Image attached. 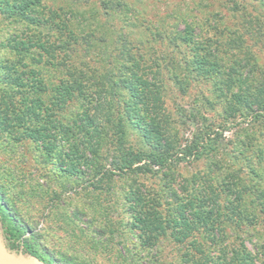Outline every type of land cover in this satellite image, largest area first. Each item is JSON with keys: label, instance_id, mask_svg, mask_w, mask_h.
I'll use <instances>...</instances> for the list:
<instances>
[{"label": "trees", "instance_id": "obj_1", "mask_svg": "<svg viewBox=\"0 0 264 264\" xmlns=\"http://www.w3.org/2000/svg\"><path fill=\"white\" fill-rule=\"evenodd\" d=\"M205 1L198 0L191 7L182 3L184 11L172 13L176 22L186 23L187 32L160 33L156 27L146 26L150 22L144 10L137 9L142 0H0V23L12 27L3 43L11 56L7 64L0 65L9 68L0 77L4 150H12L9 142H15V136L28 133V114L36 117L42 111L40 120L46 125L51 124L49 116L58 118L55 139L43 144L45 157L55 160L57 171L51 175H74L76 182H85L91 191L87 193H93L91 204L101 206L99 192L110 195L122 177L158 179L153 187L137 184L136 190L125 192L126 201H133V225L146 237L137 245V256L129 249L118 255L121 264L150 262L154 256L149 250L144 257L140 251L156 245L161 236L182 243L179 257L189 264H213V260L264 264V71L253 76L251 48L243 44L237 31H226L223 36L225 29L216 24L222 14L218 8L207 9ZM225 2L230 17L238 16L245 31L264 38V0ZM178 3L175 9H179ZM191 25L201 26L206 36L191 33ZM162 38L168 43L179 41V49L189 45L196 53L193 67L203 71L224 70L220 49L234 55L227 56L230 74L219 81L228 96H224L222 114L217 118L210 119L206 109L195 104L187 110L178 106L180 119L176 121L166 115L156 122L154 111L162 107L164 95L159 70L154 69H160V61L174 67L167 50L159 59L153 58L155 52L145 43ZM241 62L250 68L238 74L244 68ZM16 96L20 99L15 100ZM133 118L140 128L141 143L136 147L127 141V126ZM236 126L239 134L228 138L225 133ZM177 127H188V135H179ZM64 145L71 147L69 152L52 153L56 146ZM197 161H205L204 174L178 180L175 173L181 165ZM80 163L88 167L87 173L78 169ZM44 175L35 180L36 192L51 196L46 213L51 214L56 211L55 198L61 194L46 186ZM40 177L44 182H38ZM23 182V178L19 180L21 187ZM27 192L21 190L14 198L0 183V217L11 245L22 241L25 249L51 262L33 249L39 217L25 220L16 208ZM44 212L45 208L40 218H45ZM70 215L66 218L75 220V213ZM106 224L95 219L92 228L105 231ZM25 231L30 234L23 238ZM65 237L72 248L77 239L74 230ZM251 237L256 238L255 250L247 245ZM68 255L63 264H77L68 263L76 260Z\"/></svg>", "mask_w": 264, "mask_h": 264}, {"label": "rangeland", "instance_id": "obj_2", "mask_svg": "<svg viewBox=\"0 0 264 264\" xmlns=\"http://www.w3.org/2000/svg\"><path fill=\"white\" fill-rule=\"evenodd\" d=\"M197 1L198 0H142V5L139 4L137 9L144 10V15L150 22L149 25L146 26H154L160 33H169L177 30L187 32L186 23L180 21L176 22L173 18L174 14L172 13H182L184 11L182 3H188L187 6L191 7L193 3ZM177 3L180 6L179 9H175ZM205 3L207 9L218 8L222 14L223 19L216 24L218 28L221 29L223 27V29H225L223 36L227 34L226 31H237L238 34L242 35L244 38L243 44L249 45L251 54L253 55L251 62H254L253 67L256 69L253 76L255 77L261 74V72L264 71V38L249 32V30L245 31L242 25L243 22L239 20L238 16L230 17L231 11L225 0H208L205 1ZM209 5L212 6L209 7ZM249 10H251V13L255 12L250 8ZM138 29L137 27V32L139 31ZM11 31L12 27L0 23V65L6 63L11 56L10 52L3 46L7 32ZM191 33H197L198 37H203L204 35L199 25H191ZM212 33L213 32H209V35ZM141 38L143 40V37ZM213 38L215 39V37ZM178 44L179 41L177 40L168 43L166 38H162L156 43L150 40L145 43L146 47L151 48L152 52H155L152 56L153 58L159 59L161 55L166 54L163 50H167L173 61V64L170 63L174 67V69H171L168 66H164L160 61V69H154L157 72L159 70V79L162 83V93L164 95V97H161L164 101L162 107L154 111L156 122H159V119L162 121L166 115L170 116V119L176 121L180 119L179 116L176 115L178 106L187 110L195 104L202 110L206 109L210 119L217 118L218 115L222 114L224 96H228V94L225 93L227 88L221 85L219 81L221 79H226L227 73L230 74L229 70L232 67H230L231 62L228 61L231 60H228L229 57L227 56L234 57V55H231L230 52H228L229 54L227 55L220 49L219 54L221 55H218L223 58L222 65L225 67L224 70L220 68L217 72L211 70L203 71L197 67L194 68L191 63L196 54L193 49L189 45H183L181 49L178 47L176 48ZM210 49L212 50L213 48ZM241 63L244 65L243 62ZM5 67H7V70L5 68H0V77L9 70L8 66ZM248 68H250V66L245 64L244 68L237 70V73H244ZM18 69L24 71L21 68ZM22 76L24 77V74L21 75V77ZM21 90L23 91V87ZM231 90L235 91L236 89L232 87ZM17 99H20V96H16L15 100ZM22 102L23 100L21 103ZM21 108L22 107H20V109ZM42 115V111H38L36 117L28 114L29 134L25 133V135L20 134L19 137L15 136V142L12 140L9 142L13 145L12 150H4L1 140L4 138L0 137V183L3 185L5 192L14 198L18 197L21 190L28 191L26 194H23L25 195V200H20L21 202L16 204V208L21 212L25 220L39 217L38 225L35 229L38 231L39 236L36 239L33 249L46 260L58 264H63L62 259H64V256L68 258V254L74 255L73 257L76 259L70 260L68 263L76 261L77 264H121L122 257L118 255L120 253H127V249L133 253V257H135V253L137 256L139 252L137 250V245H139L140 242H145L146 235L138 230L137 226L134 227L133 225L132 213H135L131 209L133 201H126L125 192L133 189L136 190L137 184H141L145 188L153 187L158 179L137 180V177H131L130 175L122 177L120 179L121 181L118 180L115 182L114 187L110 191V195L104 193L103 190L99 192L102 196L100 197V199L102 198L101 206H98L96 203L91 204L90 201H93V193H87V191H90V188L86 187L85 182H76L74 175L69 177L59 174H55V176L51 175L53 171H57L55 170V160L53 157H45L46 153L43 150V144L51 139H55L53 138L56 133L54 127L57 124L58 118L54 115L49 116L48 118L51 124L46 125L40 120L42 119ZM132 120L133 123L127 126V141L131 143L132 146L136 147L141 143L139 135L140 128L137 127V119L133 118ZM241 126L245 125L242 124ZM34 128L35 130L41 129V131L34 132ZM157 129L163 131L161 126ZM21 130L22 128L20 127V131ZM239 130L237 126L232 127L231 130L225 134L228 138H233V136L239 134ZM176 131L179 135L186 136L188 135L189 128L177 127ZM170 134L171 133H166V135ZM70 149L71 147L67 145L60 147L56 146L55 150L52 149V153H56V150L69 152ZM77 167L85 173L88 172V167L85 164L80 163ZM205 170V161H197L181 165L178 170L179 173H175V175L178 176V180H181L184 176L191 174L203 175ZM42 173H45L44 179L46 186L49 187L50 190L54 189L61 194V196L59 195V197L57 196L55 198L56 201L54 203L58 205L55 204L54 208L56 209H53L59 214L58 216L54 214L55 212L46 214L48 213L47 207L49 206L47 205L51 196L46 194L41 195L39 192H36L35 180H37ZM9 177L10 180L8 179ZM41 177L38 179L40 183L44 182ZM22 178L24 182L21 187V185H19V180ZM75 188L77 192L74 190ZM32 190L35 191L32 192ZM104 207H107L106 209H108L109 215L105 214ZM44 208V214H46V216L43 219L40 218V213ZM101 208L103 210H101ZM72 213L76 215L74 218L75 220H71L68 217L66 218V215L69 216ZM90 217H93L94 220L98 219L99 223L104 221L107 222V229H105V231L101 229L93 230L92 226L94 220L91 221ZM59 223L61 224L60 226L57 225ZM73 230L77 239L75 240V245L70 248L69 241L65 236ZM22 233L21 237L23 238L28 237L30 234L29 231ZM246 241L248 247L255 250L256 238L251 237ZM181 245L182 243H174L171 237L161 236L156 245L150 247V249L147 245L140 252L142 256H145V252L149 250V255L154 256L150 262L146 260L147 264H189L179 257V254L184 249ZM132 259V255H129L128 261ZM220 261L221 260H213V264H222Z\"/></svg>", "mask_w": 264, "mask_h": 264}, {"label": "water", "instance_id": "obj_3", "mask_svg": "<svg viewBox=\"0 0 264 264\" xmlns=\"http://www.w3.org/2000/svg\"><path fill=\"white\" fill-rule=\"evenodd\" d=\"M0 264H56L41 259L23 245L13 246L0 217Z\"/></svg>", "mask_w": 264, "mask_h": 264}, {"label": "flooded vegetation", "instance_id": "obj_4", "mask_svg": "<svg viewBox=\"0 0 264 264\" xmlns=\"http://www.w3.org/2000/svg\"><path fill=\"white\" fill-rule=\"evenodd\" d=\"M19 245H23V246H24V244H23V242H22V241L19 243Z\"/></svg>", "mask_w": 264, "mask_h": 264}]
</instances>
